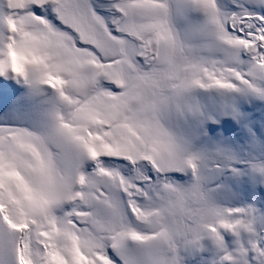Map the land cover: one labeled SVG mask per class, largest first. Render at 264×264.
Wrapping results in <instances>:
<instances>
[{
    "label": "snow or ice",
    "instance_id": "6c2138e0",
    "mask_svg": "<svg viewBox=\"0 0 264 264\" xmlns=\"http://www.w3.org/2000/svg\"><path fill=\"white\" fill-rule=\"evenodd\" d=\"M192 3L207 14L214 40L246 56L252 72L264 75V16L249 25L248 12H222L216 0ZM172 15L169 0H2L0 107L15 95L12 78L29 76L61 103L46 135L0 126V264H132L129 239L155 242L156 264H178L177 254L168 256L160 247L164 242L169 252L179 251L167 229L168 210L146 206L155 198L153 182L167 175L159 164L146 163L161 150L139 138L130 119L170 98L150 99L156 85L138 74L154 65H179L168 77L177 95L193 84L230 89L254 81L234 67L199 59ZM52 138L66 180L53 171ZM102 157L127 161L128 174L103 166ZM161 158L170 172L183 170L171 148ZM86 160L95 161L91 172L82 170ZM187 164L195 168L190 160ZM94 203H103L119 226L85 229ZM129 220L152 231H137Z\"/></svg>",
    "mask_w": 264,
    "mask_h": 264
},
{
    "label": "rangeland",
    "instance_id": "374dc122",
    "mask_svg": "<svg viewBox=\"0 0 264 264\" xmlns=\"http://www.w3.org/2000/svg\"><path fill=\"white\" fill-rule=\"evenodd\" d=\"M169 2L177 30L199 57L234 67L254 81L250 87L230 89L193 84L184 90L172 114L173 125L179 129L197 168L168 175L183 184L199 179L222 210L221 220L233 224L224 228L219 220L216 231L209 229L184 244L177 253L178 264H264V75L252 72L246 56L234 54L230 47L214 40L207 14L192 0ZM216 2L222 12L250 13L249 25L256 24L257 15L264 16V0ZM99 11L107 14L105 9ZM12 79L16 92L0 107V126L48 134L52 112L61 103L56 94L30 76ZM101 161L105 167H119L128 174L127 161L112 157H102ZM95 166L91 160L83 165L87 172ZM56 214L62 215L61 209ZM108 252L116 255L112 249Z\"/></svg>",
    "mask_w": 264,
    "mask_h": 264
},
{
    "label": "clouds",
    "instance_id": "9594fccd",
    "mask_svg": "<svg viewBox=\"0 0 264 264\" xmlns=\"http://www.w3.org/2000/svg\"><path fill=\"white\" fill-rule=\"evenodd\" d=\"M199 59L204 60L202 57H199ZM178 67L179 65L175 67L154 65L138 74L156 85V92L152 93L150 90L148 93L150 99L153 97L159 99L160 96H167L170 99L166 103L156 104L154 108H150L141 114L134 113L130 118L131 126L135 129L136 135L150 147H158L161 150V156L164 149L171 148L182 162L180 167L183 169L189 168L187 161L190 160L195 165L194 169H196L195 158L187 150L179 129L174 127L172 122V114L185 90L180 91L177 95L173 91L174 81L168 79L171 74L178 70ZM48 150L53 157L52 167L55 175L61 180H66L67 174L55 138L49 141ZM161 156H156L155 161L152 159L146 160V163L153 167L157 164L164 167L167 173L159 183L153 182V197L155 198H150L146 206L151 210L157 208L168 210L167 229L175 242L174 248L180 249L184 244L211 229L217 221L223 218V212L212 202L208 190L199 179L183 184L171 178L168 175L170 171L164 165ZM82 170L85 171L84 167ZM115 198L118 199V197ZM87 215L88 223L84 227L88 231L95 232L102 227L115 228L119 226L117 217L103 203H94ZM70 223L76 228L80 227L75 222ZM128 223L137 231L145 233L152 231L148 225L138 221L129 220ZM126 245L129 249V258L132 264H156L151 255L155 242L142 243L129 239ZM160 247L168 256L177 254L169 252L164 242H161Z\"/></svg>",
    "mask_w": 264,
    "mask_h": 264
}]
</instances>
